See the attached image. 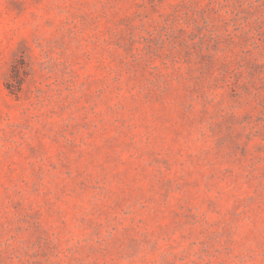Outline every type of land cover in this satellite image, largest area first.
Segmentation results:
<instances>
[{"label":"rangeland","instance_id":"1","mask_svg":"<svg viewBox=\"0 0 264 264\" xmlns=\"http://www.w3.org/2000/svg\"><path fill=\"white\" fill-rule=\"evenodd\" d=\"M0 264H264V0H0Z\"/></svg>","mask_w":264,"mask_h":264}]
</instances>
